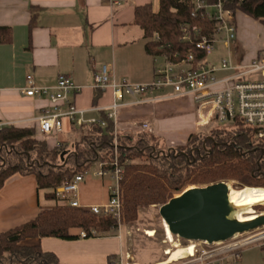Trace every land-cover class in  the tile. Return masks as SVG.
Masks as SVG:
<instances>
[{"label": "crops", "instance_id": "0c3cea01", "mask_svg": "<svg viewBox=\"0 0 264 264\" xmlns=\"http://www.w3.org/2000/svg\"><path fill=\"white\" fill-rule=\"evenodd\" d=\"M147 4L153 12L158 11V0H0V27H9L12 33V42L0 45V126H30L47 105L45 100L23 95L27 76H32L38 88H52L60 75H70L80 88L72 97L75 107L93 110L86 118H101L105 111L94 109L115 101L110 87L103 92L93 87L94 77L103 66L110 68L109 84H150L165 60L146 53L149 39L134 24V9ZM31 7L40 11L37 26L29 31ZM244 59L238 61L245 63ZM171 94V89H165L143 96L122 95L115 125L129 133L128 128L146 123L151 135L161 139L167 149L184 145L190 134L197 133L195 105L190 96ZM73 133L79 134L64 120L62 132L49 143L72 149ZM76 196L84 206L104 205L108 200L107 182L90 176L78 185ZM57 206L60 203L56 199L51 202L37 190L34 176L14 175L0 190V234ZM121 231L86 239L80 238L81 230L72 229L70 234L78 237L75 240L28 239L21 245L39 246L53 253L59 264H108L111 256L117 264L130 255L128 232ZM174 260L168 257L157 264ZM236 264H264V245L242 250Z\"/></svg>", "mask_w": 264, "mask_h": 264}, {"label": "trees", "instance_id": "16d2710c", "mask_svg": "<svg viewBox=\"0 0 264 264\" xmlns=\"http://www.w3.org/2000/svg\"><path fill=\"white\" fill-rule=\"evenodd\" d=\"M158 2L156 13L150 4L134 9V24L149 39L146 53L152 57L179 53L184 57L191 52L195 56L194 66L204 61L206 56L195 49L198 36L193 29L202 28L211 39L214 23L193 17L191 0ZM225 7L264 26V0H227ZM39 11L38 7H31L29 31L37 26ZM182 28H186L190 40H182ZM11 42V28L0 27V45ZM101 119L106 121L104 128L72 124L80 140L69 152L63 145L51 146L52 137L43 136L35 122L30 126H1L0 190L14 175H32L37 190L46 192V199L55 200V190L66 180L97 163L112 160L113 124L104 114ZM169 150L160 146L157 137L145 132L117 134L119 162L127 161L120 182L122 224L135 223L140 209L166 204L189 187L235 182L243 187L264 189V138H257V130L238 120L231 129L214 127L206 134H190L184 145ZM72 229L82 230L89 239L116 232L118 224L111 216L57 206L0 234V264H59L53 253L21 243L43 238L75 240L78 237L70 234ZM114 259L115 256L109 257L108 264H115Z\"/></svg>", "mask_w": 264, "mask_h": 264}, {"label": "built area", "instance_id": "2783aa9c", "mask_svg": "<svg viewBox=\"0 0 264 264\" xmlns=\"http://www.w3.org/2000/svg\"><path fill=\"white\" fill-rule=\"evenodd\" d=\"M194 10L193 17L212 21L213 37L210 39L202 28L193 29L198 36L195 49L206 56V59L194 66L195 56L191 52L184 57L179 53L163 55L165 63L155 70V78L150 84H129L125 81L109 84L110 68L103 66L100 74L94 77V88L105 91L113 90L115 101L108 107L96 108L105 111V116L112 121L114 128V157L110 161L98 163V170L90 174V169L77 174L73 179L66 180L55 190V198L60 206L81 209L95 215L111 216L121 226V186L124 163L119 162L117 152V134L126 132L115 125L116 110L120 106L122 95L143 96L172 90V97L190 96L195 105V127L203 132L215 125H224L238 120L246 126L257 130V138H264V58L254 59L248 63L233 64L230 43L236 38L237 24L235 13L225 7L227 0H191ZM116 4V3H115ZM182 40H190L186 28ZM158 40V37H155ZM217 43L223 44L226 55L220 59L219 65L208 64L207 59L213 56ZM24 96L45 100L47 105L33 120L38 124L43 136L56 137L63 129L67 120L79 127L81 125L106 126L101 118H86L93 110H82L75 107L73 95L80 90L74 85L70 75H60L52 88H38L32 76H27ZM1 127V126H0ZM129 133H148L152 130L148 124H136L128 128ZM56 146H60L59 143ZM171 148H168V150ZM167 150V151H168ZM93 176L98 180H106L108 200L101 206H84L77 199L78 185L85 178ZM80 238H85L81 231ZM264 245V227L243 234H237L225 242H195L192 254L186 258V264H236L242 250L253 245ZM128 258V254L125 255ZM182 258V259H186ZM179 259L178 261L182 260ZM117 264H123L122 259Z\"/></svg>", "mask_w": 264, "mask_h": 264}, {"label": "rangeland", "instance_id": "374dc122", "mask_svg": "<svg viewBox=\"0 0 264 264\" xmlns=\"http://www.w3.org/2000/svg\"><path fill=\"white\" fill-rule=\"evenodd\" d=\"M241 13H237L236 24L237 32L236 38L233 42L230 43V53L232 57V63L240 64L241 62L238 59L245 58L244 60L248 63L254 59L264 58V26L260 22L249 20L240 16ZM214 57L210 56L207 59L208 64L215 63L219 65L220 59L225 58L226 52L223 47V44L217 43L215 46ZM215 58V60L213 59ZM245 62V63H246ZM215 128L221 129H231L232 123H226L224 125H215ZM213 127V128H214ZM212 128L203 130L202 133H207ZM136 134V133H131ZM71 142L76 143L80 140L79 134H72ZM154 136V135H153ZM68 137V136H67ZM71 137V136H70ZM160 146L164 150H168L165 147V143L158 138ZM179 145L173 146L177 147ZM65 147V146H64ZM67 148V147H65ZM70 149H67L69 152ZM168 150L167 152H169ZM98 170V164H95L90 168V174ZM87 178V177H86ZM85 178V179H86ZM231 184L232 187L238 190L245 189L247 186H241L235 184V182H227ZM196 187V186H195ZM249 188V187H247ZM251 189V188H249ZM255 189V188H253ZM260 189V188H259ZM264 192V189H261ZM44 196L46 192L40 191ZM44 198V197H43ZM51 202H55L53 199H49ZM162 206V205H161ZM257 207H264L263 205H257L249 207L245 210V216H257L263 215L264 210L256 209ZM160 206H151L149 208H142L139 210L138 219L133 224H122L118 228L116 233H119L120 230L123 234L127 231L128 235V258L122 259L123 264H136V263H161L166 260L168 257H174V261L171 264H186L189 260L186 257L189 256V248H193L195 242H189L182 246H177L175 244H170L167 242L164 233L159 225L160 216L158 213ZM82 231V230H81ZM114 233V232H113ZM186 255V259H182ZM179 259H182L178 261ZM119 262V261H118ZM170 264V263H168Z\"/></svg>", "mask_w": 264, "mask_h": 264}, {"label": "water", "instance_id": "95a60500", "mask_svg": "<svg viewBox=\"0 0 264 264\" xmlns=\"http://www.w3.org/2000/svg\"><path fill=\"white\" fill-rule=\"evenodd\" d=\"M228 194L225 182L189 187L160 206L159 225L167 242L177 246L219 243L264 227V214L249 222H237Z\"/></svg>", "mask_w": 264, "mask_h": 264}, {"label": "bare ground", "instance_id": "6f19581e", "mask_svg": "<svg viewBox=\"0 0 264 264\" xmlns=\"http://www.w3.org/2000/svg\"><path fill=\"white\" fill-rule=\"evenodd\" d=\"M228 189H229V203L234 209L233 216L235 217L236 221L239 223H244V222H249L252 220H255L257 217L262 216V215H257V216H245V210L249 207L252 206H257V205H263L264 204V192L259 189V188H245L242 190L235 189L234 187L231 186V184H228ZM190 253L189 255L192 254L193 248H189ZM186 257V255L183 256V258Z\"/></svg>", "mask_w": 264, "mask_h": 264}]
</instances>
